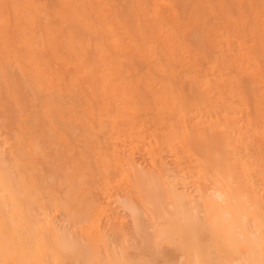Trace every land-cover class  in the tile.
I'll return each mask as SVG.
<instances>
[{
	"label": "bare ground",
	"instance_id": "bare-ground-1",
	"mask_svg": "<svg viewBox=\"0 0 264 264\" xmlns=\"http://www.w3.org/2000/svg\"><path fill=\"white\" fill-rule=\"evenodd\" d=\"M53 2L62 5H118L121 14L126 12L136 18L137 26L141 23L143 10L138 11L131 8L132 5H159L161 7L156 9L157 15L171 17L175 15V11L164 6L173 3H186L185 0H0V18L7 17L9 22L7 35L9 45L13 47L16 44L24 45L26 51L31 53L32 43L26 37L20 38L21 26L38 19L46 11L45 8L37 6H45ZM82 11L85 15H94L100 23L105 20H114L117 25L121 23L119 18L114 17L111 9L89 7ZM234 22L242 27L241 29L237 27V31H226L223 39L228 44L226 46L227 51H233L232 46H234L236 60L239 61L238 67L242 69L245 66L246 70H251L256 74L259 71V57L255 56L246 45L245 33L243 32L244 26L240 24L241 20ZM87 30L95 35L96 28ZM157 37L162 48L171 47L169 37L162 28L157 29ZM4 40L3 24L0 22L1 53H3ZM83 51L84 49L81 48V52ZM52 55L53 57L56 55L54 50ZM60 60L56 72H50L46 77L49 90L53 91L47 111H39L40 105L32 104L30 105V113H27L25 107L23 116L20 117V124H18L19 131L13 139L11 138L13 143L7 146L8 159L4 156V150H1L2 145L0 146V264H63L65 253L75 250L73 245L62 241L52 219L45 214L47 206L44 207L46 203L44 198L46 195L44 196V191L41 189L43 185L40 186L37 176L38 169L35 168L29 156L31 149L37 147L32 142L34 138H31L35 133L32 124L33 119L38 116L46 122L44 129L51 130L60 136H67L70 127H72V122L66 120V109L58 104L62 102L63 94L60 92L66 90L74 80L80 86L81 84H88V77L79 68L83 64V58L82 56L77 57L74 49H65L60 56ZM203 62L204 66L206 65L205 71L201 75L206 84L204 90L210 92L214 89L212 96L216 98L214 103H221L220 112L215 113L212 107L211 110L205 109L203 124L196 125L189 113L180 109L174 102H170V97L167 94L164 97L168 102V111L174 114L178 120L177 126L165 129L164 144L168 150L175 154L177 159L181 156L186 160V171L180 176L179 181L182 183L187 181L195 183L199 199L198 202H194L190 196L179 192L173 179H171L172 176L167 175L166 170L161 172L164 191L162 196H165L164 199L169 201L168 206H170L171 211L168 214L180 225L179 232L181 231L182 234L187 233V239L184 238L187 241L185 245H182L185 264H264V198L262 196L264 190V109H262L261 103L262 96L253 95V93V96H251V92H248L249 90L246 88L242 92L233 93L230 91L231 82L222 70L225 59L218 61L217 59L208 58L207 55ZM101 64H103V61H101ZM25 65H27V61H25ZM11 67L10 69H13ZM153 69L162 73L167 72V69L163 66L153 67ZM14 72L17 77H23L19 66L14 69ZM68 73L71 76L65 75ZM259 75L260 73L258 78ZM3 85L5 86V84ZM88 87L93 91H101L106 97L113 100H120L118 110L113 115H107L110 121L107 126L110 127L111 125L110 135L115 145L127 141L133 145L135 142L143 143L151 136L145 134L142 129L143 125L137 119L138 106L135 105L134 94L125 92L121 80L106 76L102 70H97L96 76L91 79ZM65 94L68 93L65 92ZM72 96H75V94ZM227 97H230V100ZM0 106L2 105L0 104ZM2 112L0 113L2 114ZM85 117L87 118V116ZM4 118L6 116L2 119ZM97 118L102 121L101 114L97 113ZM18 119L19 117L17 119L15 117L13 120L17 121ZM104 123H101V125ZM95 126L97 127V124ZM3 132H1V135L6 134H3ZM9 133L6 135L11 137ZM146 142L148 143V141ZM150 142L149 144H151ZM150 146L151 148L155 147L154 145ZM122 147H125V145H122ZM147 147L149 145L144 146V151ZM156 147L158 148L159 145H156ZM114 152H116V149ZM115 160L120 162L118 156L115 157ZM122 172L123 177L118 175L120 180L126 176L125 170H122ZM139 176L136 175L138 178ZM145 191L141 193L143 199ZM137 193L140 194V192ZM159 193L161 197V192ZM151 196L154 195H145L144 201L148 199L145 202L154 203L155 210L160 205L155 208L158 200L155 196V200H153ZM159 196L157 195V199L161 201L163 197L160 199ZM46 198V200H50L48 196ZM164 199L163 205L165 204ZM59 201L61 202V200ZM52 202V206L57 209L60 205L58 201L53 199ZM52 202L49 204L50 208ZM35 203L39 204L42 209V213L39 214L40 217H37L39 210L36 213L37 210L34 211L35 209L32 208ZM104 204L106 203L104 202ZM106 205L108 206V204ZM70 210L73 211V209ZM102 210L100 209L96 216L90 217L88 224H86V231L89 234L87 235L94 243L104 242L98 218ZM158 215L161 218L162 212H159ZM158 215H155V218ZM165 230L160 231V233L166 238L172 236L171 232L174 233L173 231L168 233V229ZM186 230L188 231L186 232ZM160 239L158 241L163 240ZM88 255L87 257H92V261L97 263L122 264L117 257L107 256L105 259H101L98 252L92 256ZM103 260L104 262H102Z\"/></svg>",
	"mask_w": 264,
	"mask_h": 264
},
{
	"label": "rangeland",
	"instance_id": "rangeland-1",
	"mask_svg": "<svg viewBox=\"0 0 264 264\" xmlns=\"http://www.w3.org/2000/svg\"><path fill=\"white\" fill-rule=\"evenodd\" d=\"M185 1V4L197 3L209 6L206 8V10H201L206 12L209 11V14L212 11L213 13L216 11L211 7L213 5L261 4V0ZM238 11L241 16L244 15L243 8L238 9ZM220 12L223 14L224 9L221 8ZM255 16L257 20L255 38L249 42L245 34L244 39L248 49L252 51L255 56L259 57V71L255 74L251 70H246L245 66L242 67L241 71L247 81L245 88L249 90L248 92H251V96L261 95V99L264 100V77H262L260 70V58L261 55L264 54V39L261 38L262 34H264V28H262L260 25L259 9L255 10ZM234 21L239 20L230 14L222 16V22L224 25L226 27L231 25V31H237V27L241 29L242 26L236 25L237 23ZM240 24H243L242 20ZM227 45L228 44L224 39L222 41H210L208 46V58L221 61L226 57H230L236 61V51L234 50V46H232L233 51H227ZM0 60H2L1 51ZM137 63L142 64L144 61L138 59ZM205 66L203 62L202 68L200 69V75L204 73ZM12 67L13 69L9 68L10 78L8 82L5 83L3 80H0V104L2 105L0 106V108L2 107L0 112L5 111L4 113L2 112V114L0 113V146L2 145L1 150H4V156L6 159L9 158L7 146L13 143L12 139L19 131L18 124H20V117L23 116V111L25 110L24 108L26 107L28 111L27 113H30V105L33 104L32 87L24 79V76L17 77L16 73L14 72L15 67ZM152 70L158 72L161 75L166 74L154 70L153 68ZM145 71H148V67H145ZM259 73L260 75L258 78ZM65 75L71 76L69 73ZM2 84H5V86H2ZM88 86L89 83L84 85L81 84V87L83 88H89ZM89 89L92 92L91 101L88 100L87 97L82 98L78 94L72 96L74 94L69 95L64 93L61 99L62 102L58 103L62 108L64 107L66 109V120L72 122L71 126L73 128L70 127L71 129L67 136H60L51 130L44 129L46 127V122H44V120L40 119L38 116L32 121L34 126L33 128L35 129L34 134H37L35 136L33 134V137L31 136V138H34L32 139V142L37 145V149L33 148L35 151L31 149L33 152L30 151L32 155L29 154V156L35 168L38 169L37 176L39 178L40 186L43 185L41 186V189L44 191V196L46 195L44 198L46 201L44 207L47 206V208H45V214L49 215L52 219L53 225L56 231L61 235L62 241L75 247V250L65 253L63 257V264H102L101 262L97 263L96 261H92V257H87L88 254H90L88 256H92L96 252H98V256L101 259H105L107 256H113L120 259L122 264H185V255L183 253L184 251L182 245H185L187 241V233H183V235L181 231L179 232L180 225H178V223H176L172 217H169L168 212L171 211V208L168 206L169 201L164 199L165 196H162V192L164 193V191L161 182V172L166 170L167 175L174 177H171V179H173L179 192L190 196L194 202H198L199 198L197 185L195 183L191 181L182 183L179 181L180 176L186 171V160L180 155V158L177 159L175 154L168 150L164 144L163 135L166 133L165 129L168 127H175L178 124V120L176 119L175 115L168 111V102L166 99H164L166 93L160 86L146 87L144 92H151L153 94L154 107L150 111H145L139 106L138 103L139 99L141 98V94L139 92H131L134 94L136 99L135 105L136 107L138 106L137 119L143 125L142 129L144 130L145 134H149L151 136L148 137L143 143L135 142L133 145L127 141L115 145L111 140V125L109 124L110 127L107 126L108 123H110L107 115H113L115 111L118 110L120 100H113L110 97H106L99 90L93 91L91 88ZM203 91L206 99L211 100L214 98L209 102L210 108L208 107L206 109L211 110L212 107L215 113L220 112L221 103H214L216 98L212 96L214 89L210 92L207 90ZM125 92L128 94L130 93L127 91ZM211 103L214 104L212 105ZM81 106H83L84 113L87 114L82 118L69 111L70 109H74V107L80 108ZM95 112L102 115V121H99L97 118V113ZM5 116L6 118L2 119ZM85 116H87V118ZM92 116H96V123H94L95 121L92 120ZM15 117L16 119L19 117V119L17 121L13 120ZM93 123L94 125L97 124V127L95 126L97 128V130L95 128L96 134L91 132ZM101 123H104L102 124L104 128L102 127ZM2 131H4L3 134H8L10 132L9 134L11 137L6 134L1 135ZM161 137L162 139H160ZM146 141H148V143ZM149 142L151 144H149ZM3 143L6 144L3 145ZM122 145H125L126 148L122 147ZM148 145L149 147H147L144 151V146ZM150 145H154L155 147L156 145H159V147H152V149ZM115 149L116 152H114ZM31 156H34V159ZM116 156L119 157L120 162H116ZM122 170H125L126 176L120 180L118 177L123 175L124 171L122 172ZM159 172L160 175L158 176ZM136 175H140L139 178L136 177ZM104 187L107 188L105 189ZM147 190L150 191L148 192ZM142 191H145L144 199L145 195H154L156 197V200L158 201L156 202L155 208L157 205H160V207H158L159 209L156 208L154 210V203L150 204L145 202L148 199L144 201V199L141 198V193H144ZM158 191L161 192V197H163L165 203L164 205L163 199H161L159 196L160 193ZM263 191L262 196L264 198ZM137 192H140V194ZM154 193L159 196L161 201L157 199V195ZM104 194L106 195L104 196ZM47 196L50 200H46ZM154 196H151L153 200H155ZM53 199L58 201L60 205L62 204L61 207L59 205L58 208L55 209L54 206H52ZM59 200H61V202ZM50 201L52 202L51 208L49 206L51 203ZM104 202L108 204V206L104 204ZM33 205L34 206L32 208L35 209L34 211L37 210L36 213L39 210L40 213L38 212L37 217H40L39 214L42 213L40 205L37 203ZM70 209H73V211ZM100 209L103 210L99 213L98 218L100 221V229L104 238V242L94 243L88 236L89 234L86 231V224H88L90 217H94L98 214L97 212H99ZM159 212H162L163 217L161 216L160 218V215H158ZM155 215L158 216L155 218ZM161 226L164 227V229H162ZM165 228H167L168 231L167 229L165 230ZM164 230L168 233L171 231L174 233L171 232L172 236L166 238L162 235V233H160V231ZM187 231L188 230H186V232ZM161 236L164 237L163 240L160 239ZM158 239L162 241H158ZM158 242H160L161 245ZM69 256L72 257L67 258ZM65 260H67V262H65ZM102 262H104V260Z\"/></svg>",
	"mask_w": 264,
	"mask_h": 264
},
{
	"label": "snow or ice",
	"instance_id": "snow-or-ice-1",
	"mask_svg": "<svg viewBox=\"0 0 264 264\" xmlns=\"http://www.w3.org/2000/svg\"><path fill=\"white\" fill-rule=\"evenodd\" d=\"M37 7H43L46 11L38 19L21 26L20 38L26 37L32 43L31 53L26 51L24 45H9L8 18H0L5 36L0 60V80L7 83L10 78L9 68L19 66L24 79L33 89V104H39L38 110L42 112L47 111L53 96L46 77L50 72H56L64 50L74 49L77 57L83 58L79 68L88 77L89 85L97 70H102L106 76L121 80L125 91L139 92L141 98L138 103L145 111L153 109L154 98L151 92L145 93L144 89L160 86L170 97V102L189 113L194 124L201 125L211 100L204 96L206 84L200 69L208 55L209 42L222 41L226 31H231V25L226 27L222 22V16L230 14L242 20L249 42L255 38L256 9L260 10V25L264 28V0L259 5H213L211 7L216 11L212 14L201 11L209 7L207 5L173 3L164 6L175 11L171 17L157 15L156 9L161 7L159 5H132L131 8L143 10L139 26L136 25L135 17L126 12L121 14L118 5H62L53 2ZM89 7L111 9L121 23L117 25L114 20L100 23L94 15L84 14L82 10ZM221 8L224 9L223 14ZM240 8L244 10L243 16L238 11ZM89 28H96L95 35L87 30ZM158 28L166 32L170 48L161 47L157 37ZM261 38L264 39V34ZM53 50L55 57L52 55ZM138 59L144 63L138 64ZM238 63V60L226 57L222 67L231 82L230 91L233 93L244 91L247 83ZM160 66L167 69L166 74L161 75L152 70ZM260 66L264 77V54L261 55ZM145 67H148L147 72ZM65 92L92 100L90 89L81 87L75 80L60 93ZM227 98L230 100V97ZM261 103L264 109V100ZM69 111L81 118L85 115L83 106ZM92 119L96 122L97 118L92 116ZM92 131L95 133V125ZM161 239L164 237L161 236Z\"/></svg>",
	"mask_w": 264,
	"mask_h": 264
}]
</instances>
